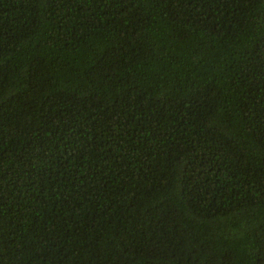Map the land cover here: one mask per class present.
I'll return each mask as SVG.
<instances>
[{
	"label": "trees",
	"instance_id": "obj_1",
	"mask_svg": "<svg viewBox=\"0 0 264 264\" xmlns=\"http://www.w3.org/2000/svg\"><path fill=\"white\" fill-rule=\"evenodd\" d=\"M0 264H264V0H0Z\"/></svg>",
	"mask_w": 264,
	"mask_h": 264
}]
</instances>
